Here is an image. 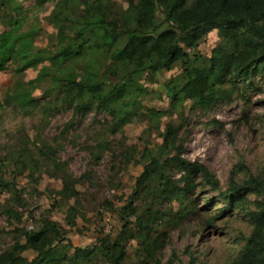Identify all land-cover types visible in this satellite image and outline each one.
<instances>
[{
	"label": "rangeland",
	"instance_id": "1",
	"mask_svg": "<svg viewBox=\"0 0 264 264\" xmlns=\"http://www.w3.org/2000/svg\"><path fill=\"white\" fill-rule=\"evenodd\" d=\"M96 1L114 11L126 5L123 0ZM14 2L21 6L18 13H10L9 7L0 10V31L12 25L10 18H17L19 31L38 29L37 48L55 49L58 30L52 15L58 9L57 0ZM76 14L77 9L69 12L71 18ZM62 21L68 23L65 18L59 19ZM65 32L72 34L69 29ZM218 40L216 29L211 30L195 51L209 56ZM18 65L10 61L0 70V175L13 183L9 188L0 187V254L27 243L32 238L29 231L37 229L42 219L60 226L59 249L70 241L71 247L64 249L68 256L74 246H92L99 239L107 243L114 238L127 217L134 219L129 204L142 162L150 160L162 143L166 125L172 124L178 146L167 157L173 169L171 184L181 185L177 164L183 158L204 165L219 186L213 187L202 175L197 178L191 196L193 213L181 223L153 233L163 247L156 248L151 264L169 259L182 264L191 258L194 264H230L236 258L251 229L246 213L255 208L259 196L248 194L224 218H211L225 206L221 192L233 173L240 180L248 173L264 172V75L254 76L251 84L235 85L229 100L201 108L194 99L173 107L166 93L165 83L180 73V65L151 76L143 74L135 86L142 90L137 114L113 132L114 119L108 112L75 111L51 89L49 76L27 86L35 101L18 102L13 97L15 87L37 78L49 62L23 71L17 70ZM224 85L231 87L228 81ZM66 180H72L70 191L61 193ZM17 197L25 204H19ZM209 200H213L211 209L205 208ZM132 203L137 213L148 205L144 198ZM178 206L173 203L172 210ZM70 207L72 224L67 222ZM59 249L54 251L56 255ZM139 249V240L129 239L121 264H138ZM20 255L30 261L35 252L22 248ZM62 264L108 263L98 252L80 263L64 260Z\"/></svg>",
	"mask_w": 264,
	"mask_h": 264
},
{
	"label": "trees",
	"instance_id": "2",
	"mask_svg": "<svg viewBox=\"0 0 264 264\" xmlns=\"http://www.w3.org/2000/svg\"><path fill=\"white\" fill-rule=\"evenodd\" d=\"M123 1L126 5L114 11L96 0H57L58 9L52 18L58 39L52 51L35 46L37 28L19 31L20 20L10 18L8 22L12 25L6 23V28L0 31V70L10 61L19 63L18 71L49 62L37 78L20 82L13 97L20 103L35 101L27 86L49 76L51 89L75 111L108 112L114 119L111 124L114 132L137 114L142 90L135 86L143 74L151 76L180 65V73L165 83L166 93L173 107L183 100L194 99L201 108L229 100L235 85L251 84L254 76L264 75V0ZM5 7L10 8V13H18L21 8L14 0H0V10ZM73 9L78 14L71 18L69 12ZM61 18L68 23H59ZM66 29L72 34L68 35ZM214 29L219 40L209 56H202L195 51L197 44ZM227 81L230 88L224 85ZM177 146L174 127L167 124L161 145L150 160L142 162L135 179L129 204L134 219L127 217L110 241L101 243L99 239L92 246H74L68 256L64 249L71 247L70 241L59 249L60 226L55 221L42 219L37 229L29 231L32 238L27 243L0 254V264H62L64 260L80 263L98 252L108 264H121L129 239L139 240L138 264H151L156 258V248L163 247L153 233L161 227L166 230L172 224L181 223L193 213L191 196L197 178L202 175L213 187L219 186L204 165L183 158L177 164L181 185L171 184L173 169L167 157ZM234 176L233 173L228 187L221 192L225 206L211 219L224 218L248 194H257L255 208L246 213L250 232L230 264H264V172L248 173L240 180ZM71 184L72 180L70 183L66 180L61 193L70 191ZM11 185V181L0 175L1 188ZM142 198L148 205L137 213L132 202ZM17 201L25 204L19 197ZM212 202L206 201L205 208L211 209ZM173 203L179 204L175 210H172ZM163 204L167 207L162 208ZM72 208L67 216L70 224L73 223ZM22 248L35 252L30 261L20 255ZM56 249L60 250L57 255ZM164 264H173V260ZM182 264H194L193 259Z\"/></svg>",
	"mask_w": 264,
	"mask_h": 264
}]
</instances>
